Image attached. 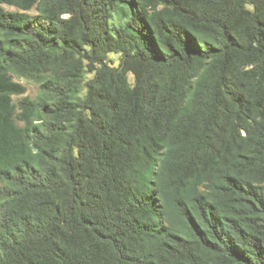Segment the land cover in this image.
Wrapping results in <instances>:
<instances>
[{
	"label": "trees",
	"instance_id": "1",
	"mask_svg": "<svg viewBox=\"0 0 264 264\" xmlns=\"http://www.w3.org/2000/svg\"><path fill=\"white\" fill-rule=\"evenodd\" d=\"M0 35V264H264V0H0Z\"/></svg>",
	"mask_w": 264,
	"mask_h": 264
},
{
	"label": "rangeland",
	"instance_id": "2",
	"mask_svg": "<svg viewBox=\"0 0 264 264\" xmlns=\"http://www.w3.org/2000/svg\"><path fill=\"white\" fill-rule=\"evenodd\" d=\"M2 6L5 10H9V11L17 10L13 6L5 5V4ZM121 11L122 10H119L118 12L114 13V15L112 17V24L114 25L115 28H119L120 26L124 25L125 22L127 21V19L122 17V15L120 14ZM29 13L36 14L37 12L35 9H33V10L29 11ZM0 37H1V35H0ZM120 57H121L120 54L110 53L109 54V63L113 66H117L120 62ZM11 76L13 77V79L15 81L22 83L26 87V93L24 95L14 96L15 102H18L24 96H30L32 98H35L36 96H38L40 94L41 84H42V81L44 80L43 79L44 75H40L37 77L36 75L26 74L24 72H20L19 70H12ZM91 76H92V74H88L87 79H89Z\"/></svg>",
	"mask_w": 264,
	"mask_h": 264
}]
</instances>
